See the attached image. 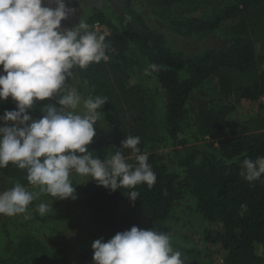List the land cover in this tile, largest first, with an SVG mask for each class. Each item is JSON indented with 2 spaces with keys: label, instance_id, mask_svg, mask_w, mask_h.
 Returning <instances> with one entry per match:
<instances>
[{
  "label": "trees",
  "instance_id": "16d2710c",
  "mask_svg": "<svg viewBox=\"0 0 264 264\" xmlns=\"http://www.w3.org/2000/svg\"><path fill=\"white\" fill-rule=\"evenodd\" d=\"M143 1L159 8L182 2ZM132 2L123 0V10L132 17L136 27L125 25L119 32L105 37V50L116 52L109 53L110 61L92 63L85 69L77 67L73 70V78H78L87 96L106 98L102 106L105 121L116 133H123L122 141L126 136L140 137L138 147L148 156L147 163L156 175V182L151 186L139 184L135 188L121 187L111 191L91 181L83 191L85 208L111 235L133 226L143 229L141 221L168 235L164 223L171 210L177 202L190 198L195 211L207 222L204 241L208 251L222 252L224 264H264V255L257 254L256 248L257 244H264V175L250 182L241 174L244 159L264 157V124L263 131L251 136H232L227 131L228 123L242 117L241 100L264 97V70H258L253 43L256 30L264 23V0H227L218 17L191 21L187 27L190 30L209 35L215 30L227 29L231 35L226 48L206 50L196 56L168 45L164 36L134 11ZM130 45L139 51L147 66H159L149 77L155 80L163 106L164 131L173 148L174 171L164 163L162 155L146 151L149 123L145 96L139 86L129 84L131 69L126 53ZM222 69L253 73L254 79L246 87L235 88L232 79L220 71ZM213 75L218 77L221 93L232 100L218 108L198 109V133L208 137L211 143L187 147L184 122L188 100L201 82ZM55 99L36 101L30 112L32 118L40 119L42 107L54 103ZM15 109L11 98L0 102V116ZM121 142L100 138L88 149L103 161L121 149ZM123 154L130 157L131 150L124 149ZM128 162L136 165L134 157ZM0 175L14 186L17 183L32 186L27 181L26 170L14 165L0 169ZM131 191L139 193L135 202L129 200Z\"/></svg>",
  "mask_w": 264,
  "mask_h": 264
},
{
  "label": "clouds",
  "instance_id": "9594fccd",
  "mask_svg": "<svg viewBox=\"0 0 264 264\" xmlns=\"http://www.w3.org/2000/svg\"><path fill=\"white\" fill-rule=\"evenodd\" d=\"M52 2L54 8L43 6L44 0H0V102L11 98L16 104L0 116V169L11 164L26 170L28 183L39 188L37 193L17 183L0 192V214L9 217L26 213L40 193L53 201L74 199L73 173L90 176L111 191L156 182L138 136H126L121 149L103 161L89 151L106 98H85L68 81L75 68L108 59L105 36L81 21L72 29L62 28V21L75 12L67 6L72 0ZM158 70L150 64L144 75ZM53 98L54 103L42 107V117L33 119L35 102ZM124 149L131 150L130 157ZM133 157L136 165L128 162ZM241 167L246 180H258L264 175V157L246 158ZM138 196L131 191L129 200L135 202ZM48 207L42 202L37 211L45 214ZM256 248L264 255V244ZM92 251L94 264H184L167 234L137 226L107 242L95 240Z\"/></svg>",
  "mask_w": 264,
  "mask_h": 264
},
{
  "label": "rangeland",
  "instance_id": "374dc122",
  "mask_svg": "<svg viewBox=\"0 0 264 264\" xmlns=\"http://www.w3.org/2000/svg\"><path fill=\"white\" fill-rule=\"evenodd\" d=\"M227 0H182L181 3L168 8L147 5L143 0H133L132 7L144 21L156 32L164 36L168 45L179 49L187 55H200L206 50L226 48L231 35L229 30H215L206 35L203 31L187 28L194 20H212L223 12ZM43 6L54 8L52 0H44ZM68 7L75 9L74 14L62 21L61 27L72 29L79 22L87 23L96 34L110 37L114 31H120L125 25L136 27L135 21L123 10V0H72ZM115 29V30H113ZM204 33V34H202ZM205 35V36H204ZM203 36V37H200ZM258 70H264V23L253 37ZM132 47V48H131ZM110 61L109 53L105 50ZM126 60L130 66V85L139 86L145 96V106L149 123V140L146 146L148 154H160L164 163L175 170L173 148L167 142L163 122V106L157 92L155 80L145 76L148 68L139 51L129 46ZM235 88H243L252 83L253 73H232L222 69ZM68 84L75 87L85 98L84 90L77 77ZM87 96V97H86ZM221 93L217 75L203 80L191 95L187 104V118L184 122V137L187 147L208 146L211 141L202 137L197 130V111L200 108L214 109L229 103ZM242 117L227 125L232 136L255 135L263 131L264 97L254 101L241 100ZM97 125L96 135L92 142L102 138L105 141L121 142L123 133L114 131L105 121L102 108ZM216 146V145H215ZM76 187L75 198L54 200L46 193L29 205L24 214L6 216L0 214V264H94L92 244L97 239L107 242L114 235L105 232L91 217L83 204V191L90 176H79L73 173L70 177ZM14 187V184L0 175V192ZM29 191L39 193V188L26 187ZM48 204V211L41 214L37 211L40 203ZM141 220V219H140ZM144 230H155L145 222ZM174 250L181 253L184 264H224L223 253L208 251L204 241V230L207 222L195 211L192 199L177 202L164 223ZM156 231V230H155Z\"/></svg>",
  "mask_w": 264,
  "mask_h": 264
}]
</instances>
